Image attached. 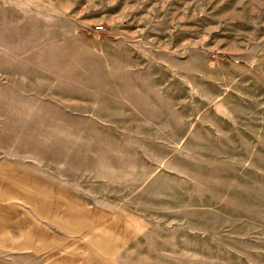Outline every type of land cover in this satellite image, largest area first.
<instances>
[{
	"label": "rangeland",
	"instance_id": "obj_1",
	"mask_svg": "<svg viewBox=\"0 0 264 264\" xmlns=\"http://www.w3.org/2000/svg\"><path fill=\"white\" fill-rule=\"evenodd\" d=\"M0 170V256L264 264V0H0Z\"/></svg>",
	"mask_w": 264,
	"mask_h": 264
},
{
	"label": "crops",
	"instance_id": "obj_2",
	"mask_svg": "<svg viewBox=\"0 0 264 264\" xmlns=\"http://www.w3.org/2000/svg\"><path fill=\"white\" fill-rule=\"evenodd\" d=\"M62 2V1H61ZM103 5L102 1H100ZM96 3V2H94ZM113 7H118L119 4H121V1H118L115 3ZM97 6V5H95ZM99 6V4H98ZM130 7V6H129ZM132 10L135 8V6L130 7ZM134 15V13H131ZM95 15V14H94ZM84 18H87L90 22L94 19L88 18L87 16H84ZM121 23L123 22H113L111 25L112 30L114 29H121ZM122 30V29H121ZM163 45L167 48V42L164 41ZM198 87H200L199 82H197ZM4 176L1 175L0 170V217L5 215H11L14 211L18 210L19 207L14 206V203L11 202V195H8L7 192L4 191ZM4 183V184H3ZM31 196L29 195L30 199ZM20 212H23L22 215L26 216L30 221H32L31 216L27 215L25 213V210H20ZM9 222H12V224L15 222L14 220H10ZM32 225L28 229H18L15 226H21L17 224H13L14 226H7L3 225L4 227L0 228V249L2 248H36V247H45V246H53L51 242L54 241V238H56L55 233H58L57 231L63 233L65 229L68 231L71 230L70 224H54V223H38L35 219L31 222ZM62 230H60V229ZM67 239V238H66ZM32 260V259H31ZM37 263L36 261H34ZM23 257L21 256H11V257H3L0 256V264H23Z\"/></svg>",
	"mask_w": 264,
	"mask_h": 264
}]
</instances>
